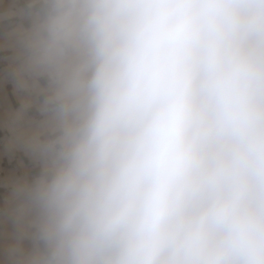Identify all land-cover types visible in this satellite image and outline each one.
<instances>
[{
    "label": "clouds",
    "instance_id": "9594fccd",
    "mask_svg": "<svg viewBox=\"0 0 264 264\" xmlns=\"http://www.w3.org/2000/svg\"><path fill=\"white\" fill-rule=\"evenodd\" d=\"M20 12L51 132L0 167L28 201L5 264H264V0Z\"/></svg>",
    "mask_w": 264,
    "mask_h": 264
},
{
    "label": "rangeland",
    "instance_id": "374dc122",
    "mask_svg": "<svg viewBox=\"0 0 264 264\" xmlns=\"http://www.w3.org/2000/svg\"><path fill=\"white\" fill-rule=\"evenodd\" d=\"M13 7L20 12L19 7L6 0L0 3V12H6L7 9L11 10ZM20 19L15 18L7 25L0 26V141L8 134L10 125L24 124L23 115H32L39 120L48 117V111L39 115L38 109L44 106L48 110L50 107L45 103V97L49 95L48 77L34 76L25 63L24 53L28 40L25 33L26 27L19 29L15 27V32L11 29L20 22ZM46 131L42 140L50 135L51 130ZM13 152L15 151L11 150L8 156L0 153L2 156L0 167L5 172L12 169L22 170V165L18 160L10 161ZM4 182L7 180L0 177V264H5V261L9 259L7 245L12 239L13 225H19L20 228L27 226L25 215L27 194L19 191L17 186L13 193L8 194L7 190L2 188ZM20 183H23V180ZM15 196H18V199L12 200Z\"/></svg>",
    "mask_w": 264,
    "mask_h": 264
},
{
    "label": "bare ground",
    "instance_id": "6f19581e",
    "mask_svg": "<svg viewBox=\"0 0 264 264\" xmlns=\"http://www.w3.org/2000/svg\"><path fill=\"white\" fill-rule=\"evenodd\" d=\"M4 1L6 0H0V3ZM7 1L15 4L17 7H23L25 4L30 2V0ZM2 16L3 15H0V17ZM38 111V114L42 115L45 114L48 110L44 106H41ZM23 121V125H10L8 134L6 135V137H3L0 141V153L2 155L8 156V153L11 150L16 151L19 146L29 144L33 142L36 138L42 140L44 133L47 132L46 130H51L48 117H43L37 120L34 116L25 114L23 115ZM2 188H5L9 194L13 193L14 190H16V185L7 180V182H4L2 184ZM17 197L18 196H15L12 200H17Z\"/></svg>",
    "mask_w": 264,
    "mask_h": 264
},
{
    "label": "crops",
    "instance_id": "0c3cea01",
    "mask_svg": "<svg viewBox=\"0 0 264 264\" xmlns=\"http://www.w3.org/2000/svg\"><path fill=\"white\" fill-rule=\"evenodd\" d=\"M22 7H19V9H21ZM0 15H3L2 17H0V26H5V25H7L8 23H10V21L11 20H13V19H19V18H21L20 19V22H18L17 24H16V26H14V27H12L11 29L12 30H15V27L17 28V29H19V28H25L26 26V24H27V20L25 19V17L23 16V15H21V12H18V11H16V7H13L11 10H6V12H0ZM20 15V16H19ZM24 26V27H23ZM5 31V30H4ZM3 31V32H4ZM2 33V32H1Z\"/></svg>",
    "mask_w": 264,
    "mask_h": 264
}]
</instances>
